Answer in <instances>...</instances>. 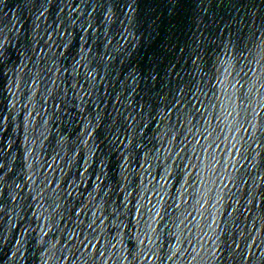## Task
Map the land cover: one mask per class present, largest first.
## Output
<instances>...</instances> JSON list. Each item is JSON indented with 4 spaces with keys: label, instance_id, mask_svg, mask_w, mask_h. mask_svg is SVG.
Segmentation results:
<instances>
[{
    "label": "water",
    "instance_id": "water-1",
    "mask_svg": "<svg viewBox=\"0 0 264 264\" xmlns=\"http://www.w3.org/2000/svg\"><path fill=\"white\" fill-rule=\"evenodd\" d=\"M0 264H264V0H0Z\"/></svg>",
    "mask_w": 264,
    "mask_h": 264
}]
</instances>
